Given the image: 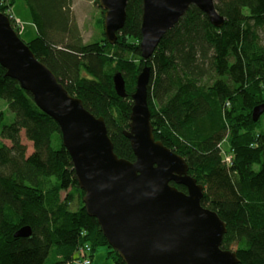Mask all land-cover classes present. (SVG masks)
<instances>
[{
    "label": "trees",
    "instance_id": "1",
    "mask_svg": "<svg viewBox=\"0 0 264 264\" xmlns=\"http://www.w3.org/2000/svg\"><path fill=\"white\" fill-rule=\"evenodd\" d=\"M25 1L38 36L24 41L70 95L104 118L114 152L129 161L135 155L124 132L132 95L139 75L150 67L148 103L156 140L185 158L189 175L204 186L202 205L226 222L222 249L235 252L238 264H264V114L253 121L255 108L264 105V0H215L225 19L222 28L192 5L148 59L140 49L142 0L128 1L115 45L106 36L99 45L84 43L73 0ZM118 72L125 99L115 89ZM6 74L0 64V102L8 106L0 112V264H70L88 246L91 257L105 247L113 264H126L87 214L85 192L57 122ZM23 131L33 143L29 156ZM225 142L232 165L219 146ZM24 227L31 228V236L16 237Z\"/></svg>",
    "mask_w": 264,
    "mask_h": 264
},
{
    "label": "water",
    "instance_id": "2",
    "mask_svg": "<svg viewBox=\"0 0 264 264\" xmlns=\"http://www.w3.org/2000/svg\"><path fill=\"white\" fill-rule=\"evenodd\" d=\"M98 1L104 11L105 35L115 44L127 19L129 0ZM142 1L140 49L144 59L153 56L192 5L206 13L215 27L225 23L215 0ZM0 64L57 122L85 192L87 214L97 220L109 245L126 264L239 263L235 252L222 249L227 225L202 205L204 186L189 175L184 157L156 140L148 103L150 67L139 75L132 95L129 130L124 132L135 155V161H129L114 152L104 118L93 115L81 99L70 95L1 11ZM114 83L118 95L127 97L121 72L114 76ZM263 113L264 105L256 107L253 120L258 121ZM31 234V228L24 227L15 236Z\"/></svg>",
    "mask_w": 264,
    "mask_h": 264
},
{
    "label": "rangeland",
    "instance_id": "3",
    "mask_svg": "<svg viewBox=\"0 0 264 264\" xmlns=\"http://www.w3.org/2000/svg\"><path fill=\"white\" fill-rule=\"evenodd\" d=\"M0 6L4 8L3 13L9 17L12 27L23 38V40L29 42L34 37L38 36L36 21L33 19L31 10L29 9L25 0H15L14 4H10V0H2ZM72 11L74 21H76L79 26L84 43L90 45H99L102 39L106 36L104 35V11L100 7L99 2L97 0H73ZM117 41H119V39ZM129 58L132 59V56H129ZM134 60V63L138 65L140 60L137 58ZM7 109V104L0 102V112L6 111ZM10 118H14V115H10ZM21 139L22 143L27 148V156L31 155L34 151L33 143L26 138L24 131L21 133ZM5 143L10 145V142L8 141H5ZM225 148L226 142L224 143V151L226 153L227 148ZM230 165H232V163ZM69 192L70 190L67 192L63 191L61 193V198L65 199ZM86 249L88 250L86 256H89L91 264H113V261L107 257V248L99 247L96 250L94 257H91L89 253L91 252L89 246L86 247Z\"/></svg>",
    "mask_w": 264,
    "mask_h": 264
},
{
    "label": "built area",
    "instance_id": "4",
    "mask_svg": "<svg viewBox=\"0 0 264 264\" xmlns=\"http://www.w3.org/2000/svg\"><path fill=\"white\" fill-rule=\"evenodd\" d=\"M222 154L224 155V157L228 163L231 164L233 162L232 156L227 155V153H225L224 150H223ZM229 161H231V162H229ZM87 253H88V250L85 247V249H83L79 252V256L77 257V259L75 261H73V263H70V264H91V260H90L89 256H86Z\"/></svg>",
    "mask_w": 264,
    "mask_h": 264
},
{
    "label": "bare ground",
    "instance_id": "5",
    "mask_svg": "<svg viewBox=\"0 0 264 264\" xmlns=\"http://www.w3.org/2000/svg\"><path fill=\"white\" fill-rule=\"evenodd\" d=\"M224 26V25H223ZM222 28V27H221ZM254 121V120H253ZM254 122H257V121H254ZM220 148H224V144L223 143H221L220 145Z\"/></svg>",
    "mask_w": 264,
    "mask_h": 264
}]
</instances>
